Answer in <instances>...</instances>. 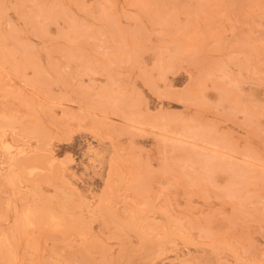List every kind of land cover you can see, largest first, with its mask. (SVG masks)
I'll return each instance as SVG.
<instances>
[{
	"label": "rangeland",
	"instance_id": "1",
	"mask_svg": "<svg viewBox=\"0 0 264 264\" xmlns=\"http://www.w3.org/2000/svg\"><path fill=\"white\" fill-rule=\"evenodd\" d=\"M0 257L264 264V0H0Z\"/></svg>",
	"mask_w": 264,
	"mask_h": 264
},
{
	"label": "bare ground",
	"instance_id": "2",
	"mask_svg": "<svg viewBox=\"0 0 264 264\" xmlns=\"http://www.w3.org/2000/svg\"><path fill=\"white\" fill-rule=\"evenodd\" d=\"M7 147H8V146H7ZM5 148H6V146H5ZM7 250H8V248H6V251H7ZM6 251H5L4 253H2V254H5ZM4 256H5V255H3V256L1 255L2 258H3ZM1 257H0V258H1ZM2 258H1V259H2ZM4 258H5V257H4ZM6 260H7V259H6Z\"/></svg>",
	"mask_w": 264,
	"mask_h": 264
}]
</instances>
